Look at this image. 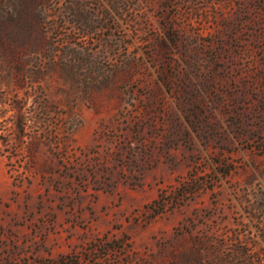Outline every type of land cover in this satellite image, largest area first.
I'll list each match as a JSON object with an SVG mask.
<instances>
[{
	"label": "rangeland",
	"instance_id": "374dc122",
	"mask_svg": "<svg viewBox=\"0 0 264 264\" xmlns=\"http://www.w3.org/2000/svg\"><path fill=\"white\" fill-rule=\"evenodd\" d=\"M37 89L0 264H264V0H0V99Z\"/></svg>",
	"mask_w": 264,
	"mask_h": 264
},
{
	"label": "trees",
	"instance_id": "16d2710c",
	"mask_svg": "<svg viewBox=\"0 0 264 264\" xmlns=\"http://www.w3.org/2000/svg\"><path fill=\"white\" fill-rule=\"evenodd\" d=\"M34 91L37 93L35 99L39 102L40 109H37L33 115H29L24 110L29 96L20 98L8 92L0 99V126L11 124L14 127L13 137L2 139L0 136V154L5 153L2 150L3 147L9 146L13 149V152L23 153L24 147L22 144L29 145L33 143L38 134L43 135L44 131L42 129L52 123L48 120L50 116L49 102L44 92L41 89ZM181 195L179 192V196Z\"/></svg>",
	"mask_w": 264,
	"mask_h": 264
}]
</instances>
